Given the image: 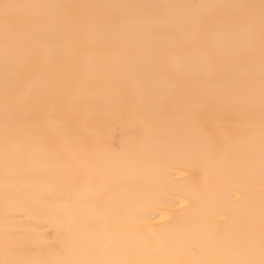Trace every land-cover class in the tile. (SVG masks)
<instances>
[{"label":"bare ground","instance_id":"1","mask_svg":"<svg viewBox=\"0 0 264 264\" xmlns=\"http://www.w3.org/2000/svg\"><path fill=\"white\" fill-rule=\"evenodd\" d=\"M64 5H154V4H259V0H34ZM54 15L110 18L126 10L111 7L54 9ZM139 15L141 10H129ZM223 17L239 15V9L212 10ZM257 18L259 10H256ZM71 45V41H69ZM237 52L242 49H237ZM101 65L86 71L87 57L73 53L63 64L48 68L49 87L44 96L47 110L35 101L17 103L16 72L29 55L28 47L13 48L7 71L0 37V210L4 206L5 124L11 126L7 145L16 166L11 194L22 195V207L31 210L24 227L52 231L54 210L60 197L42 199L57 188L66 167L77 169L86 192L84 214L92 226L126 223L133 212H143L153 232L143 225L128 224L137 235L136 245L144 253L129 259L162 258L169 241L186 233H206L205 211L209 203L217 210V231L227 246L259 240L261 180L258 155L251 167L244 153L249 108L232 99L237 82L242 83L247 66L240 65L235 80H219L211 74L195 77L179 61L183 46L173 39L139 41L134 26L106 29L105 43L90 50ZM161 67L164 71H161ZM257 103L259 122L256 49ZM231 71V69H227ZM91 81L84 87V81ZM211 89V93H210ZM7 93V99H6ZM223 97L214 105L211 122L233 136L223 141L221 151L209 153L207 140L188 118L189 110L206 106L205 97ZM171 100L167 108L162 101ZM101 131L113 154L85 160L76 154V141ZM57 154L60 159H57ZM146 161V163H137ZM116 214V220L111 214ZM107 214V218H106ZM155 217V219H151ZM254 224L255 231H246ZM2 227V225H0ZM43 234V232H42ZM55 233L53 232V237ZM146 242V243H145ZM210 239L205 235L206 249ZM4 258L0 248V259ZM18 258L31 264H54L60 259L55 248L41 240Z\"/></svg>","mask_w":264,"mask_h":264},{"label":"snow or ice","instance_id":"2","mask_svg":"<svg viewBox=\"0 0 264 264\" xmlns=\"http://www.w3.org/2000/svg\"><path fill=\"white\" fill-rule=\"evenodd\" d=\"M84 7H111L126 11L110 18L77 19L60 17L51 11ZM136 9L141 10L139 15L129 11ZM221 9H239L240 14L223 17L212 11ZM129 24L134 26V36L139 41L173 39L179 42L185 50V57L179 64L183 66L186 62L187 71L195 77L211 74L219 80H235L240 75V65L247 66L242 83L237 82L233 88L232 99L246 104L249 108V124L244 136L247 151L244 158L254 168L258 155L261 180L258 242L251 240L241 245L227 246L217 231V220L223 217H218L217 210L209 203L205 211L206 233L192 231L169 241L161 253L162 258L129 259V256H142L144 253L137 247V235L128 224L143 225L151 233L153 228L147 223L149 217L143 212H133L126 218V223H105L100 229L94 228L92 221L84 214L87 194L82 187L80 173L71 167L63 169L56 189L41 194L42 199H55L59 196L61 200L59 209L52 213L55 217L52 231L39 227L26 228L24 225L31 220V210L22 207L21 194H15V202L11 194L17 169L9 159L7 145L12 131L11 126L6 123L4 206L0 210V248L3 249L4 258L0 259V264H31L18 256L41 240L52 245L60 257L54 264H264V0H259V4L103 6L0 0V37L3 40L6 71L14 47L27 46L29 51L16 72L17 103L35 101L39 111H46L44 93L50 84L49 66L63 64L75 53L87 57L84 64L86 71H96L101 65L95 52L89 55L90 50L105 43L107 28ZM257 44L258 123L255 116ZM237 49L242 51L237 52ZM229 68L231 71L227 70ZM160 70L164 71V68L161 67ZM90 85L91 81H84V87ZM222 100L223 97L210 94L203 101L206 106L188 111L190 122L206 138L209 153L221 151L223 141L233 139L221 126L211 122L214 105ZM171 103V100L166 99L162 101V107L167 108ZM75 147L76 154L85 160L113 154V148L105 142L101 131H94L90 137H80ZM57 159H60L59 154ZM111 219L116 220L115 213L111 214ZM248 230L255 231L254 224H249L246 227V231ZM205 235L211 241L207 249Z\"/></svg>","mask_w":264,"mask_h":264}]
</instances>
